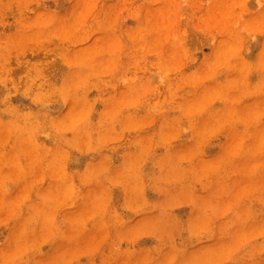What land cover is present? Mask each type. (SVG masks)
Listing matches in <instances>:
<instances>
[{
    "label": "rangeland",
    "instance_id": "obj_1",
    "mask_svg": "<svg viewBox=\"0 0 264 264\" xmlns=\"http://www.w3.org/2000/svg\"><path fill=\"white\" fill-rule=\"evenodd\" d=\"M0 264H264V0H0Z\"/></svg>",
    "mask_w": 264,
    "mask_h": 264
},
{
    "label": "bare ground",
    "instance_id": "obj_2",
    "mask_svg": "<svg viewBox=\"0 0 264 264\" xmlns=\"http://www.w3.org/2000/svg\"><path fill=\"white\" fill-rule=\"evenodd\" d=\"M10 114V113H9ZM8 113H7V115H9Z\"/></svg>",
    "mask_w": 264,
    "mask_h": 264
}]
</instances>
